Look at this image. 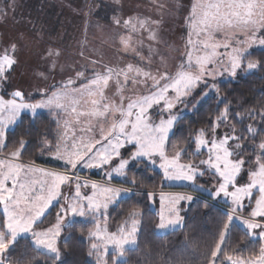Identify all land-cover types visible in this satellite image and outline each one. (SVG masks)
Segmentation results:
<instances>
[{
  "label": "snow or ice",
  "instance_id": "6c2138e0",
  "mask_svg": "<svg viewBox=\"0 0 264 264\" xmlns=\"http://www.w3.org/2000/svg\"><path fill=\"white\" fill-rule=\"evenodd\" d=\"M8 10L0 9V18H7ZM112 20L127 33L119 36L122 49L144 60L137 51V46H144L143 39H134V35L147 31L149 40H157L160 21L147 17L121 19L116 15ZM186 24L184 51L173 68L170 69L163 58L162 67L155 72L150 58L145 67L133 63L123 67L102 65V71L92 68L90 75L78 71L48 88L37 89L41 97L38 100L19 88L7 91L11 86L10 70L18 64L17 44L11 43L3 50L0 55V90L3 92L0 94V205L3 207L0 264H13L9 253L15 251L18 238L29 233L34 246L43 249L51 256L52 264H56L61 255L56 237L62 227L68 226L64 225L65 219L71 222L73 217L86 216L96 225V230L88 233L89 237H102L114 246L118 258H124L125 245L137 244L141 224L137 217L142 214L131 212L129 220L114 233L107 232L106 224L101 227L100 218L106 220L107 209L118 203L122 194H143L155 205L157 194L138 187L136 176L129 175V171L130 166L143 165L146 174L157 162L166 185L180 182L179 186L207 193L213 200L228 198L225 202L232 205L219 240L208 253V264H264V248L260 249L259 256L245 259L234 258L222 247L230 224L239 218L237 213L242 208L250 209L249 218L243 220L248 229H264V223L256 219L264 221V136L261 135L264 133V111L251 110L246 114L259 127L248 124L237 130L229 125V120L239 119L243 123L244 117L231 112L224 98L225 107L218 109L219 114L207 128L190 132L186 146L173 142L187 105L195 101L193 107H196L208 97L209 91L219 93L217 78L225 74L235 77L238 70L264 68L261 61L247 60L254 45L264 48V0H194ZM147 48L149 53L155 51L151 45ZM60 55L57 48L46 49L49 70L57 68ZM40 75L47 79L44 73ZM110 81L116 84L119 102L106 95ZM129 83L134 87L143 86L144 94L125 97L124 89ZM197 91L200 99L195 95ZM38 109L53 113L57 124L53 140L45 137L39 141V155L62 161V171L22 161V153L32 147L31 141L21 139L19 147L4 152L9 143V126L17 123L24 110L35 114ZM223 125H228V131H221ZM205 152L206 158L193 162V156L200 157ZM124 153H128L127 158ZM184 156L189 157L187 162H182ZM80 169H102L103 181L83 179L78 174ZM206 174L217 181L211 188L197 183L198 178ZM244 175L248 177L247 182H241ZM116 177L132 187L113 186L111 181ZM158 199L156 230L166 231L183 224L182 202H195L199 197L161 191ZM56 207L60 209L56 213V223L43 231H34L33 225L42 223L46 213ZM260 235L264 236V231ZM99 247L92 244L94 250ZM103 250L107 253V244ZM176 264H180L179 260Z\"/></svg>",
  "mask_w": 264,
  "mask_h": 264
},
{
  "label": "trees",
  "instance_id": "16d2710c",
  "mask_svg": "<svg viewBox=\"0 0 264 264\" xmlns=\"http://www.w3.org/2000/svg\"><path fill=\"white\" fill-rule=\"evenodd\" d=\"M5 0H0V9L3 8ZM103 11V10H102ZM247 60L261 61L264 63V50L254 49L247 56ZM10 75V85L12 82V74ZM219 93H211L199 105L193 107L188 104L187 113L183 115L178 130L175 132L173 142L177 146H186L188 143L189 133L194 132L201 127L207 128L211 120L219 114V110H223L227 99L231 112L238 113L244 117L243 123L239 119H230L229 125H234L237 130H241L245 125L258 123L247 118L246 114L251 110L264 111V68H258L251 73H239L236 78L228 81L217 82ZM14 89L8 87L10 93ZM208 91V89H205ZM3 94L2 90L0 91ZM197 99L200 94L195 93ZM9 98V97H6ZM34 100L41 97L33 96ZM259 120V117L256 118ZM56 120L47 112H42L32 117L28 113H24L20 117V121L16 126L7 131L8 147L4 152H10L19 147L18 141L23 139L31 141L32 147L27 152L22 153L23 161H30L41 165H49L44 155H39V141L45 137L53 140L57 132ZM222 132L228 131V125L221 127ZM247 135V133H245ZM264 136V133L261 134ZM259 142L257 138L256 143ZM171 154V149H169ZM251 155V149L248 150ZM127 158L128 153H124ZM207 157V153L200 157H192L193 162ZM188 156L182 158L183 162H187ZM247 159V157H245ZM247 167V165H246ZM129 175H135L137 178V186H143L153 192L162 190H191L189 187H167L163 182L161 172L152 166L145 174L143 165L136 167L130 166ZM248 177L244 175L241 182H247ZM121 183V182H119ZM123 183V182H122ZM197 183L205 187H213L217 181L215 178L206 174L203 178H198ZM127 187L131 184L124 183ZM157 199V197H156ZM248 203V201L246 200ZM157 205L159 200L157 199ZM221 204L214 203L210 197L203 195L199 200L190 204L182 203L181 215L184 217L183 226L173 230L167 234L159 235L156 225L159 223L158 212L152 208V204L143 196L133 193L122 198L118 203L111 206L107 212L110 229L115 231L128 218L131 212H141L140 232L138 234V243L136 247L129 248L125 251L126 259L116 264H176L179 260L180 264H208L210 259L208 253L214 248L219 240V234L223 229L225 222L228 221L227 212L222 208ZM59 208L51 209L43 218L42 223H37L35 230H44L56 223V213ZM0 206V219H3ZM244 213L250 215V209L245 208ZM95 229V223L92 220L79 219L64 228L63 233L58 241V248L62 255L60 261L56 264H95L91 256V240L88 233ZM264 244L262 239L253 238L250 233L237 222L230 225V230L223 245L224 251L233 255L234 258H249L260 255V249ZM13 264L23 261V264H47L52 262V258L47 253L38 250L29 236L18 239L15 251L9 253ZM115 254H109L108 263L113 264Z\"/></svg>",
  "mask_w": 264,
  "mask_h": 264
},
{
  "label": "rangeland",
  "instance_id": "374dc122",
  "mask_svg": "<svg viewBox=\"0 0 264 264\" xmlns=\"http://www.w3.org/2000/svg\"><path fill=\"white\" fill-rule=\"evenodd\" d=\"M5 1L2 9L9 10L7 11V18H0V55H3V50L11 43L17 44L15 55L18 59V64L13 66L11 88H19L28 94H32V96L38 95L37 89L48 88L50 85L56 84L68 76H74L78 71H85L86 75H90L89 70L92 68H97L102 71V65L123 67L127 63H133L134 65L145 67L150 58L152 70L155 72L156 69L162 67L161 58H163L167 66L170 69L173 68L179 62V57L184 51L185 37L187 35L186 18L194 2V0H118V2L117 0ZM114 15L119 16L121 19H127L128 17H147L154 21H160L156 29L158 34L157 40H149L147 31L134 35V39H143L144 46H137V51L140 53V56L144 57V60H141L135 53L125 52L122 49L119 36L126 35L127 33L122 27L113 23L112 17ZM148 45H151L155 50L153 53H149ZM50 47L57 48L61 52L55 70H49V61L45 58L46 49ZM254 49L264 50V48L254 45L250 52ZM90 61H99V63L92 64ZM256 70L244 71V73H251ZM241 72L243 71L238 70L237 75ZM40 73H44L47 79L42 77ZM236 76L230 77L225 74L224 77L217 78V82L228 81L236 78ZM144 92L145 89L143 86L137 85L134 87L129 83L125 86L123 94L125 97H128L141 95ZM211 93L213 92L209 91V94ZM106 95L113 97L119 102V95L117 94L116 84L114 82H109ZM43 111H47V109H38L35 115ZM187 111L185 110L183 115ZM22 113L33 114L29 110H24ZM158 163L157 165H152V167L162 172L158 167ZM39 167L52 169L47 166ZM52 170L62 171L63 168L53 166ZM78 174L83 179L90 181H103L102 169H80ZM122 182L121 178L116 177L111 181V184L119 188H130ZM164 185L167 187H183L179 186L180 182H175L173 186ZM160 192H155L157 199ZM162 192L171 194L187 193L199 198L203 195L209 197L206 194L194 191L192 188L191 190L167 189L162 190ZM129 194L131 193L122 194L121 198ZM227 199L222 197L218 200L212 199V201L224 205V208H226L225 211L228 213L232 205L230 202H225ZM185 204L188 205L190 203ZM245 204L247 205L246 201ZM152 208L158 212L159 204L152 205ZM245 208L238 211L237 216L239 218L233 219L232 223L240 222L243 228L250 231L243 223V220L249 218V215L244 213ZM84 218H87V216L83 218L73 217L71 218V222L66 218L64 225H70L74 221ZM90 219L92 220L91 217ZM137 219L141 221L140 216ZM128 220L129 218L126 221ZM100 223L101 227H104L106 224L108 233L117 232V229L115 231L110 229L108 216H106V220L104 217H101ZM124 224L125 222L122 225ZM182 226L183 224L180 227ZM128 227H130V224ZM64 228L62 227L61 233H63ZM95 230L96 225L93 231ZM171 231L173 230L169 229L166 231H157V233L163 235ZM251 231L255 233L254 235H260L264 229L257 228ZM59 237L60 235L56 237V246ZM259 237L263 239L264 243V236L260 235ZM90 240L91 256L95 264H107L109 254H115L113 260L116 263L126 259L125 255L122 259L118 258L114 251V246L108 244L102 237L99 239L90 238ZM93 243L98 244L100 246L99 249L94 250L92 248ZM105 244H107V253L103 250ZM136 245H125V251L129 248L136 247ZM40 250L44 251L43 249ZM61 257L62 255H60V259ZM46 263L52 264V262Z\"/></svg>",
  "mask_w": 264,
  "mask_h": 264
},
{
  "label": "crops",
  "instance_id": "0c3cea01",
  "mask_svg": "<svg viewBox=\"0 0 264 264\" xmlns=\"http://www.w3.org/2000/svg\"><path fill=\"white\" fill-rule=\"evenodd\" d=\"M43 112H47V113H49L50 115H51V117L52 118H54L55 120H56V117H55V115L53 114V113H50L48 110L47 111H43ZM40 113H42V112H40ZM22 114H24V113H22ZM21 114V115H22ZM29 114V113H28ZM39 114V113H38ZM38 114H36V115H38ZM32 117H35L36 115L35 114H30ZM21 117V116H20ZM20 121V118L18 119V121H17V123ZM16 123V124H17ZM16 124L15 125H12L9 129H8V131L9 130H12L15 126H16ZM44 158H46V160H47V162H48V164L49 165H41V164H38V163H34L35 165H39V166H47V167H50V168H52L53 169V166L54 167H57V168H63V162L62 161H59V160H54V159H52L50 156H48V155H44ZM22 160V159H21ZM199 193H201V192H199ZM202 194H206V195H208L207 193H202ZM124 197H126V196H124ZM124 197H122V198H124ZM121 197L120 198H118V201H120L121 199H122ZM116 204V203H115ZM115 204H113V205H115ZM113 205H110L109 206V208L111 207V206H113ZM1 206V210H2V212H3V207H2V205H0ZM109 208L107 209V212H108V210H109ZM51 210V209H50ZM49 210V211H50ZM49 213V212H48ZM48 213H46V215L48 214ZM141 217V216H140ZM43 219V218H42ZM84 219H86V220H91L90 219V217H87V218H84ZM39 223V222H38ZM238 224H240L241 225V223L240 222H237ZM35 225L36 224H34L33 225V230L34 231H43V230H35L34 229V227H35ZM242 226V225H241ZM248 231V230H247ZM249 233H250V235L253 237V238H260V239H262L261 237H259L260 235H254L253 234V232L250 230V231H248ZM62 234V233H61ZM61 234H60V236H61ZM25 236H29V237H31V234L29 233V234H24V235H22L21 237H25ZM20 237V238H21ZM32 238V237H31ZM19 239V238H18ZM59 239H60V237L58 238V240H57V246H58V241H59ZM262 241H263V239H262ZM32 242H33V238H32ZM264 244V243H263ZM33 245H34V243H33ZM37 248V247H36ZM38 250H40L39 248H37ZM40 251H42V250H40ZM42 252H44V251H42ZM44 253H46V252H44Z\"/></svg>",
  "mask_w": 264,
  "mask_h": 264
},
{
  "label": "built area",
  "instance_id": "2783aa9c",
  "mask_svg": "<svg viewBox=\"0 0 264 264\" xmlns=\"http://www.w3.org/2000/svg\"><path fill=\"white\" fill-rule=\"evenodd\" d=\"M222 208H223L224 210H226V208H224V206H222ZM257 222L264 223V221H261V220H259V219H257Z\"/></svg>",
  "mask_w": 264,
  "mask_h": 264
}]
</instances>
